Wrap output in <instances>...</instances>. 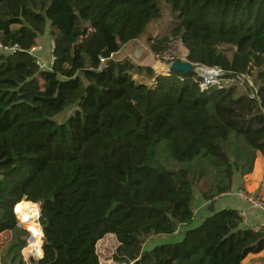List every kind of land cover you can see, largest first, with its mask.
I'll return each instance as SVG.
<instances>
[{
  "label": "trees",
  "instance_id": "1",
  "mask_svg": "<svg viewBox=\"0 0 264 264\" xmlns=\"http://www.w3.org/2000/svg\"><path fill=\"white\" fill-rule=\"evenodd\" d=\"M164 9L173 29L149 39L150 53L179 42L194 69L233 83L201 89L195 72L113 59ZM45 40L50 69L28 54ZM0 46L17 47L0 51V264H99L107 235L113 264H242L264 252V232L233 209L193 227L197 198L215 203L264 158V0H0ZM19 204L39 206L37 261L22 256Z\"/></svg>",
  "mask_w": 264,
  "mask_h": 264
},
{
  "label": "rangeland",
  "instance_id": "2",
  "mask_svg": "<svg viewBox=\"0 0 264 264\" xmlns=\"http://www.w3.org/2000/svg\"><path fill=\"white\" fill-rule=\"evenodd\" d=\"M173 29V22L172 19L167 12L166 9H164L163 16L161 20H159L156 23H153L148 26L145 35L140 38L137 41H133L131 43H128L127 45L123 46L119 53L113 57L115 61H121L123 59H129L132 61L135 65H138L140 67H149L148 65L153 64V68L158 71L157 64L156 63H164L162 59H157L154 55H152L148 49V41L149 39H156L157 37H163L170 33V31ZM45 46L40 45V53H39V59H41V63L48 67L50 58H51V46L48 40H45ZM178 50H185L179 42H172L169 51L172 53L174 51ZM46 67V68H47ZM166 74V73H165ZM164 75V73H163ZM149 87H151L153 84L152 82L149 83L148 81H145ZM73 113L72 109H68L63 112L59 117L55 118V121L61 122L68 118ZM194 195L197 196V192L194 191ZM254 195V194H251ZM36 210L31 213H25L21 212L20 216L24 221H26L28 224L25 227V224L21 223L17 216V222L18 226L22 227L25 231L28 232L29 238L27 242L26 248L22 251V256L25 261L29 259L38 260L40 259L38 257V253L42 246V236H41V230L38 224V214H39V206L36 205ZM17 211H20L19 208L15 207ZM16 211V210H15ZM31 227V228H30ZM194 227V226H193ZM32 232L31 233L27 230ZM36 231V232H35ZM36 233V234H35ZM9 236L8 234H2L0 235V255L3 251L5 242L8 240ZM180 239V234H174L171 236L166 237H150L146 240L144 244V250H150L155 246L167 244V243H173ZM40 245V248H39ZM117 246V242L112 235L105 236L102 240L97 242L93 248V251L97 255L99 264H113L111 261L112 253L115 250ZM257 259H260L259 261ZM243 264H264V256H260L258 258L257 255H249L248 258L246 257L243 261Z\"/></svg>",
  "mask_w": 264,
  "mask_h": 264
},
{
  "label": "crops",
  "instance_id": "3",
  "mask_svg": "<svg viewBox=\"0 0 264 264\" xmlns=\"http://www.w3.org/2000/svg\"><path fill=\"white\" fill-rule=\"evenodd\" d=\"M40 53V52H39ZM37 54V56L39 55ZM158 71L153 68L152 65H148L156 75H167L168 65L165 63H156ZM166 73V74H165ZM245 191L249 194L262 199L264 201V158L261 154L257 153L251 172L243 178H236L232 191L224 197H221L215 203H213L214 212L221 211L226 208L235 210L238 213H243L242 222L243 226L247 229H253L258 227L264 232V213L258 211H252L248 208L245 202L240 201L236 193L239 191ZM209 203H205L201 198L196 199L195 203V219L193 226L199 225V223L209 215L208 212ZM264 256V252L258 254V258ZM248 258V256H247ZM258 261L260 259H257ZM243 264V263H242Z\"/></svg>",
  "mask_w": 264,
  "mask_h": 264
},
{
  "label": "built area",
  "instance_id": "4",
  "mask_svg": "<svg viewBox=\"0 0 264 264\" xmlns=\"http://www.w3.org/2000/svg\"><path fill=\"white\" fill-rule=\"evenodd\" d=\"M51 46V52L53 50V43L50 44ZM40 46L38 47H33L29 50L28 54L32 57L35 58L36 60V64L39 66V68L41 69H50L54 59L50 58L48 67L43 65L41 62V59H39V57L37 56L38 52L40 51ZM0 51L1 52H5V53H14L15 51H17V47H2L0 46ZM186 56H187V52L186 50H178V51H174L173 53L171 51H167L163 56H162V60L165 64H170L173 63L175 61H186ZM47 67V68H46ZM194 72L196 73V75L202 79V84H201V89H205L209 86H214V85H220V84H228L229 82L233 83L232 80H227L224 77V74L216 68H196L194 69ZM239 80V79H238ZM227 195V194H224ZM222 195V196H224ZM237 198L242 201L245 202V204L248 206L249 209H251L252 211H258V212H263L264 213V201L254 195H251L245 191L239 190L236 193ZM238 215L242 218L243 217V213H238ZM253 232H257L260 231V229L258 227H254L253 229H250Z\"/></svg>",
  "mask_w": 264,
  "mask_h": 264
},
{
  "label": "water",
  "instance_id": "5",
  "mask_svg": "<svg viewBox=\"0 0 264 264\" xmlns=\"http://www.w3.org/2000/svg\"><path fill=\"white\" fill-rule=\"evenodd\" d=\"M171 71L189 74V73L194 72V68L187 61L178 60V61L168 64V72H171ZM208 212L211 214L214 213L213 203H209ZM14 215L16 216L15 212H14ZM38 218H39V214H38Z\"/></svg>",
  "mask_w": 264,
  "mask_h": 264
},
{
  "label": "bare ground",
  "instance_id": "6",
  "mask_svg": "<svg viewBox=\"0 0 264 264\" xmlns=\"http://www.w3.org/2000/svg\"><path fill=\"white\" fill-rule=\"evenodd\" d=\"M17 208L20 209V211H17V209H15V213L19 216H20V213L21 212H25V213H31V212H34L36 210V207L35 206H32V205H27V204H19L16 206ZM22 218V217H21ZM31 228V227H30ZM36 232V231H35ZM36 234V233H35Z\"/></svg>",
  "mask_w": 264,
  "mask_h": 264
}]
</instances>
